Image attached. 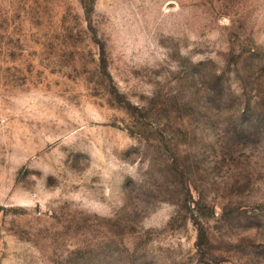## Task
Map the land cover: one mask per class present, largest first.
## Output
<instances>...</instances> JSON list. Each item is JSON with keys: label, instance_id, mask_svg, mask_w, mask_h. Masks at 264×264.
Instances as JSON below:
<instances>
[{"label": "rangeland", "instance_id": "374dc122", "mask_svg": "<svg viewBox=\"0 0 264 264\" xmlns=\"http://www.w3.org/2000/svg\"><path fill=\"white\" fill-rule=\"evenodd\" d=\"M0 264H264V0H0Z\"/></svg>", "mask_w": 264, "mask_h": 264}]
</instances>
